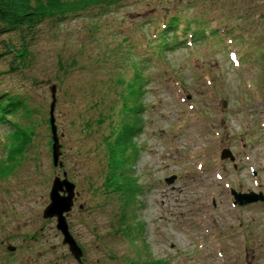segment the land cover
<instances>
[{
	"label": "rangeland",
	"instance_id": "rangeland-1",
	"mask_svg": "<svg viewBox=\"0 0 264 264\" xmlns=\"http://www.w3.org/2000/svg\"><path fill=\"white\" fill-rule=\"evenodd\" d=\"M32 31L0 22V93L24 98L14 120L33 131L9 157L15 127L0 125V264H264V203L239 206L230 193H264V0H116ZM21 34L22 68L11 52ZM126 88H142L130 160L140 186L123 210L132 237L117 194L101 189ZM63 171L78 192L66 218L81 261L43 217Z\"/></svg>",
	"mask_w": 264,
	"mask_h": 264
},
{
	"label": "trees",
	"instance_id": "trees-1",
	"mask_svg": "<svg viewBox=\"0 0 264 264\" xmlns=\"http://www.w3.org/2000/svg\"><path fill=\"white\" fill-rule=\"evenodd\" d=\"M116 0H0V22L5 30H26V34L32 33L33 29L43 21L51 18L66 17L68 14L77 13L93 5L110 4ZM13 48V47H11ZM14 61L19 67H25L26 59L29 56L28 44L24 42L21 34L19 48H13ZM9 53V52H5ZM2 54H0L1 56ZM142 88H126L122 96V113L124 115L121 124L111 134L104 138L107 158V171L101 184L102 192L105 194H117L121 204L122 213L121 232L132 237L133 226L129 223L124 210L130 201L132 193L140 185L133 174L131 154L138 152V146L134 136L140 130L138 120L134 118L135 108H140V99H136V93ZM24 98L21 95H9L0 93V125L13 123L15 131L13 143L9 146V157L16 153L23 154L30 146L33 131L23 128L14 118L25 107ZM3 161L0 159V171L3 169ZM128 219V220H127ZM141 226L140 222H137ZM165 260L146 261L142 264H167Z\"/></svg>",
	"mask_w": 264,
	"mask_h": 264
},
{
	"label": "water",
	"instance_id": "water-1",
	"mask_svg": "<svg viewBox=\"0 0 264 264\" xmlns=\"http://www.w3.org/2000/svg\"><path fill=\"white\" fill-rule=\"evenodd\" d=\"M52 102L50 105V127L52 134V157L55 166H63V162L60 160V147L61 143L59 140V135L57 131V126L55 124L54 117V105H55V86H51ZM222 158L235 159L232 151L229 148H224L221 153ZM176 179V175H171L166 178L167 183H172ZM76 184L67 177V173L63 171L62 177L57 175L53 179L52 186L49 192L50 202L45 207L43 211V217L45 218H56V227L63 235V243L67 244L71 254L79 261L82 260L83 249L78 241L73 236L70 231V227L66 218V214L71 211L75 197L78 195L76 192ZM235 203L240 205L264 201L263 192H238L235 189L231 190ZM8 250L14 251L15 246L9 244L7 246Z\"/></svg>",
	"mask_w": 264,
	"mask_h": 264
}]
</instances>
